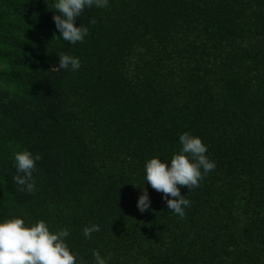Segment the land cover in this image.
I'll use <instances>...</instances> for the list:
<instances>
[{
    "label": "trees",
    "instance_id": "obj_1",
    "mask_svg": "<svg viewBox=\"0 0 264 264\" xmlns=\"http://www.w3.org/2000/svg\"><path fill=\"white\" fill-rule=\"evenodd\" d=\"M55 2L0 0V222L68 229L77 264H264V0H108L76 44ZM61 52L81 68L52 69ZM184 132L216 167L180 188L181 218L144 165ZM25 149L42 157L31 193L13 180Z\"/></svg>",
    "mask_w": 264,
    "mask_h": 264
},
{
    "label": "clouds",
    "instance_id": "obj_2",
    "mask_svg": "<svg viewBox=\"0 0 264 264\" xmlns=\"http://www.w3.org/2000/svg\"><path fill=\"white\" fill-rule=\"evenodd\" d=\"M105 8L108 0H56L53 5L58 14L53 16L60 37L68 43H83L88 35L86 26H76L77 18L86 8ZM96 24L95 18L89 21ZM58 67L52 69H69L76 71L81 68L78 58L61 52L58 54ZM182 147L173 153L170 163L158 157H152L145 162V180L152 189L163 193L168 210L184 218L185 209L191 206V201L181 194L180 188L189 190L200 187V181L213 171L215 162L206 155L208 149L199 136L184 132L179 135ZM40 154L33 156L27 149L14 153V166L17 174L14 182L21 186L19 190L35 191L33 171L36 162L41 160ZM171 197V198H169ZM151 201L147 190H143L137 202L141 213L150 208ZM100 231L98 225L83 229V235L91 238L93 232ZM69 235L66 228L50 231L46 222L41 219L34 223H26L19 216L4 219L0 222V264H77L76 254L72 253L65 238ZM95 264H107L99 250L93 251ZM111 258L109 254L108 259Z\"/></svg>",
    "mask_w": 264,
    "mask_h": 264
}]
</instances>
